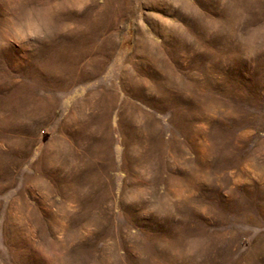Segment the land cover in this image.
I'll use <instances>...</instances> for the list:
<instances>
[{"label": "rangeland", "instance_id": "obj_1", "mask_svg": "<svg viewBox=\"0 0 264 264\" xmlns=\"http://www.w3.org/2000/svg\"><path fill=\"white\" fill-rule=\"evenodd\" d=\"M0 264H264V0H0Z\"/></svg>", "mask_w": 264, "mask_h": 264}, {"label": "bare ground", "instance_id": "obj_2", "mask_svg": "<svg viewBox=\"0 0 264 264\" xmlns=\"http://www.w3.org/2000/svg\"><path fill=\"white\" fill-rule=\"evenodd\" d=\"M119 4H120V2H119ZM99 23L100 22H92L91 23V26H90V30L88 31V34L90 35V36H92V35H94V34H96V29L98 28V26H99ZM113 28V25L112 26H109L108 27V29H112ZM179 28V27H178ZM146 37H144V35H143V33H142V31H140V29H138V35H137V38H136V51L138 52V51H145V50H151L152 48H151V46H153V45H151V44H149V43H146ZM108 44H109V39H108V37H105L104 39H103V41H102V43H101V46H100V48H99V50H98V54H101V55H106V53L108 52V50H109V47H108ZM151 45V46H150ZM82 46H83V43L82 42H80V41H76L75 42V44H74V51H75V48H76V50H77V52L75 53V55L74 56H71V57H73V58H75V59H82L83 57H84V55H86V54H84V53H86V52H84L83 50H82ZM90 53V52H89ZM99 63H100V61H98V62H95V66L93 67V68H90V67H88V66H85L87 69H84L82 72H80L79 74H77V76L78 77H80V78H83V77H86V76H89V75H91V74H93V73H95L97 70H98V65H99ZM69 66V68L70 69H72L73 68V66L72 65H70V64H68ZM126 72H127V70H126ZM60 84H56V86L57 87H60L59 86ZM37 101V100H36ZM79 104V103H78ZM78 104L75 106V107H77L78 106ZM62 131V130H61ZM62 133V132H61ZM63 135L65 134V132L63 131V133H62ZM59 138V137H58ZM60 138H62V137H60ZM57 139V138H56ZM55 139V140H56ZM38 170V169H37ZM40 172V171H39ZM25 184H27V182L25 183ZM21 196V195H20Z\"/></svg>", "mask_w": 264, "mask_h": 264}]
</instances>
